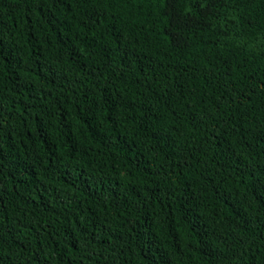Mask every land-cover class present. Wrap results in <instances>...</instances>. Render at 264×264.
I'll return each instance as SVG.
<instances>
[{"label": "trees", "instance_id": "trees-1", "mask_svg": "<svg viewBox=\"0 0 264 264\" xmlns=\"http://www.w3.org/2000/svg\"><path fill=\"white\" fill-rule=\"evenodd\" d=\"M0 264H264V0H0Z\"/></svg>", "mask_w": 264, "mask_h": 264}]
</instances>
